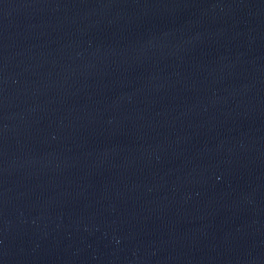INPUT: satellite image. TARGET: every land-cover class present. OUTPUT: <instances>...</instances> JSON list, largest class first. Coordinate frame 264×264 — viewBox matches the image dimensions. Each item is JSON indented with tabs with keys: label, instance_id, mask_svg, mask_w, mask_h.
I'll list each match as a JSON object with an SVG mask.
<instances>
[{
	"label": "water",
	"instance_id": "water-1",
	"mask_svg": "<svg viewBox=\"0 0 264 264\" xmlns=\"http://www.w3.org/2000/svg\"><path fill=\"white\" fill-rule=\"evenodd\" d=\"M0 264H264V0H0Z\"/></svg>",
	"mask_w": 264,
	"mask_h": 264
}]
</instances>
